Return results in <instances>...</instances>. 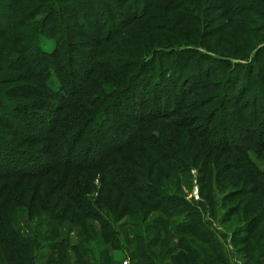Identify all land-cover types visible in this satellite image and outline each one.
Returning <instances> with one entry per match:
<instances>
[{
    "label": "rangeland",
    "instance_id": "1",
    "mask_svg": "<svg viewBox=\"0 0 264 264\" xmlns=\"http://www.w3.org/2000/svg\"><path fill=\"white\" fill-rule=\"evenodd\" d=\"M7 1L0 31L16 34L0 42V72L13 76L0 82L9 125L0 123V139L48 171L0 176L2 229L17 236L0 245V264H13L9 253L30 264H144L138 241L155 264H264V99L257 77L245 81V65L228 61L264 73V0H100L99 11L92 0L77 10L41 0L34 17L24 8L40 0L5 10ZM35 20L56 29L33 46L20 34ZM4 159L0 169L14 162ZM84 160L90 168L74 165ZM140 179L192 200L225 256L195 239L181 258L178 240L189 237L173 228L184 214L165 223Z\"/></svg>",
    "mask_w": 264,
    "mask_h": 264
},
{
    "label": "trees",
    "instance_id": "2",
    "mask_svg": "<svg viewBox=\"0 0 264 264\" xmlns=\"http://www.w3.org/2000/svg\"><path fill=\"white\" fill-rule=\"evenodd\" d=\"M42 1L40 0L38 2L33 3L32 5H29L27 8H24V12L26 13L25 15H28V16L31 15V17H34L36 14V9L38 7H43L44 2H42ZM46 1L49 2L51 0H46ZM61 1H63L64 3H69L73 10H77L76 6L82 5V4H85L88 6V3H90L91 0H61ZM92 1H94V3H95V9L99 11L101 8V4L99 3L100 0H92ZM8 4H9V0L7 1L6 5L4 7L5 10H6V7ZM21 4H22V2H21ZM46 5L47 6L45 7V12L48 16L50 14H54L56 12L54 9L52 12L48 11L49 10L48 4H46ZM27 10H31V11L27 12ZM32 10H34L35 12H33ZM10 17L12 18V16L7 14V12L3 13L2 20L5 22L4 23L5 25L7 24V22L10 21V19H9ZM24 22L26 23L25 19L23 21V24H24ZM55 29L56 28H54V26L50 25V23L48 25H45L44 27H42V22L39 20L38 21L35 20L32 24L29 25V28L27 30L23 31L22 34H20V40H22L26 44L32 43L34 46V44H36L37 42H39V43L44 42L45 38L49 37L48 36L49 33L48 34H46V33L47 32H53ZM2 34H3V32L1 29V31H0V42L1 43L4 41V40H2L3 38L7 42L8 38H12L13 34H16V32H13L12 34H9V35H6V33H4L3 35ZM36 48H38V46ZM262 48H264V45H262ZM256 52L257 51H255V53ZM201 54L205 55L204 53H201ZM95 55H96V53H95ZM254 56H255V54H254ZM55 57L59 58L60 54H57ZM151 57H152V55L149 56V58H151ZM228 61L232 64V67L235 64L245 65V68H247V72H246L247 74L245 77V81L247 79V75L251 76L252 79H256V77H257V80H258V83H257L258 99H264V78L262 80L259 79V75H263L264 73H262L259 70V67L254 66V64H252V69H250L251 61L231 62L229 59H228ZM48 71H50L49 68H48ZM253 71H256L255 76L252 75ZM158 75L160 76L159 73H158ZM11 77H13V76L8 74L6 71L0 72V82L9 81L12 79ZM47 83L52 88H54V89L56 88L55 83H54V79L52 76L49 77V79L47 80ZM55 90H58V89L56 88ZM257 101L258 100L255 99V100H253V102L251 104V108L253 109L254 115H256L258 113L257 109H259V103ZM1 103L4 106L10 107V108H8V110H11V111L16 110V109H13L14 103L10 102V100L6 96H2ZM101 118H102V116H101ZM0 121H1L0 123H2V125L9 127V125L5 123L6 120L4 118H0ZM263 121H264V119H263ZM26 123H28V122H26ZM20 126H21L22 130H18L16 127H14V131L16 133L24 131L22 125H20ZM27 131H29V130H27ZM19 136L26 138V135H24V134H19ZM72 137L73 136H71L70 138H72ZM63 145H64L65 149L67 150L69 147H71L72 144L70 143L69 140H67V141L63 142ZM66 150L64 151V153L60 152V154H62L61 156L64 157L65 159H67ZM6 156L8 157V160H7L8 162L9 161H14V162H12L9 165L10 167L5 165V167H3L5 169H0V176L15 174L18 176H23V177L26 175H27V177H32L31 175L36 176V177H42L45 175V173L42 171L46 170V167L45 168H43V167L36 168V165H32V166L27 165L28 162L32 161V159L39 158V157L41 158V156H39L38 154H35L33 152H30V150H20L16 146H12L11 144L6 143L5 141H2V139H0V165H2V163H4V161L6 160L4 158ZM64 161H62V162L64 163ZM72 161L73 160H70V158H69L68 162L66 164H68V165L73 164ZM22 163H23V165L20 166ZM74 165L80 169H88V167H89V165L86 163V160H84L83 162L75 161ZM46 171H48V169ZM141 181H142L141 183H142L143 187L140 188V192L142 194H144V198L149 203L151 208H153L154 210L160 211L162 213L164 220L166 221L165 223L170 222V220L172 218H175L177 216H182L184 214L183 222H181V224H175L174 228H173V231L175 232L176 235H178L180 237H182V236L189 237L186 245H184V244L181 245L180 243L182 242V240L181 239L178 240V242H179L178 244L180 245L179 247L181 248V249L179 248L180 249L179 255H181L180 256L181 258H184V254H181V253H184V251L187 252V251H190L191 249H193V246H192L193 242L192 241L195 239H196V241L201 242V243H210L209 244V245H211L210 247L213 246L212 248L215 247L217 250H219V253H220V251L223 253V247L221 246L220 241L217 238V236H215V234L213 233V230L211 228V223L208 222L207 220H205V218L201 214L200 210L198 209L197 205L192 200H188L185 198V196L178 195L174 191L165 192L159 186L152 185L148 180H141ZM26 186H29L28 182L25 185V187ZM26 189H28V188H26ZM26 189L24 191H22V195L26 194ZM40 189H41V186H36L35 191H37V193H39L38 191H40ZM4 190H5V192L10 190L9 186L4 187ZM47 190L49 193H51L50 188H48ZM8 192H10V191H8ZM8 204H9V201L4 199V201L2 203H0V212L2 211L1 208L3 207V205L6 206ZM53 205L55 206L56 203H54ZM68 205L70 207L72 206L70 204H67L66 207L62 206V208L64 207V209H65V208H67ZM185 213H186V215H185ZM5 222H6V216L0 215V245L1 246L2 245H10L11 247H14V244L17 243L16 242L17 240L14 241V239L17 236L8 237V233L2 229V226H3V224H5ZM246 228L247 227H245V228L239 227V229H242L241 231H245V232L247 231ZM21 237H19V238L22 240H28L25 238V236H21ZM244 239H246V238H244ZM31 241H34V240H29L28 242L31 243ZM138 243H139L140 249H139V253L137 255V258H139L142 261L141 263L155 264V261L151 258V255L149 253H147V250L143 249V247L141 246V243L139 241H138ZM26 245H30V244H28V243L22 244V246H26ZM63 250H64V247L62 248L61 256L63 254ZM9 255H10V257H13V259L15 260L13 262V264L14 263L15 264H30V261L32 259L31 256L28 257V263H26V262H23L21 258H18L17 255H15V254L9 253ZM221 255L225 256V253H223ZM77 256H80V254L78 253ZM3 257L5 258V260H7L6 256H4V254H3ZM180 257H179V259H180ZM209 258L211 259V257H209ZM222 258H223V256H222ZM79 262H81L80 264H89V262H85L84 260H81ZM73 264H75V263H73ZM116 264H123V261L120 260V261L116 262Z\"/></svg>",
    "mask_w": 264,
    "mask_h": 264
},
{
    "label": "built area",
    "instance_id": "3",
    "mask_svg": "<svg viewBox=\"0 0 264 264\" xmlns=\"http://www.w3.org/2000/svg\"><path fill=\"white\" fill-rule=\"evenodd\" d=\"M125 264V263H124Z\"/></svg>",
    "mask_w": 264,
    "mask_h": 264
}]
</instances>
